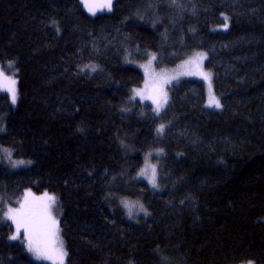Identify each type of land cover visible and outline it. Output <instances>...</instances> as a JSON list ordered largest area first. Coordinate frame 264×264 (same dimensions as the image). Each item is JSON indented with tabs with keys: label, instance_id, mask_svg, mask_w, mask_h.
<instances>
[{
	"label": "trees",
	"instance_id": "16d2710c",
	"mask_svg": "<svg viewBox=\"0 0 264 264\" xmlns=\"http://www.w3.org/2000/svg\"><path fill=\"white\" fill-rule=\"evenodd\" d=\"M195 51L222 107L195 78L159 115L130 100L138 63ZM0 66L18 69L16 104L0 90V197H57L65 264H264V0H113L95 16L80 0H0ZM149 152L158 190L138 178ZM11 231L0 222V264H47Z\"/></svg>",
	"mask_w": 264,
	"mask_h": 264
},
{
	"label": "snow or ice",
	"instance_id": "6c2138e0",
	"mask_svg": "<svg viewBox=\"0 0 264 264\" xmlns=\"http://www.w3.org/2000/svg\"><path fill=\"white\" fill-rule=\"evenodd\" d=\"M89 13L93 16L96 15L97 11H102L107 9L112 11L113 0H102V2L97 6L96 3L91 2V0H80ZM173 3L176 0H172ZM224 28L227 29L228 17L224 18ZM53 24L56 22L53 21ZM59 31V28H57ZM206 58L205 53H196L193 58L185 61L184 65L179 66L185 71L178 74H169L163 70L156 73L153 69V61L157 59L155 54H150V59L147 64L141 65L145 70L146 76L151 80V92L146 94L145 90L136 89L134 90L136 96H140L141 99H149L153 104L156 105L154 111L159 115L161 108L167 103L168 96L167 92L164 90V85L170 84L172 80L179 79V75H199L202 79L208 81L209 83V107L220 108L219 99L212 93L211 86V73L203 71L202 61ZM7 69H14V62L8 61L6 65ZM84 68H89L91 71H96L95 65H85L81 68V72ZM195 70H192V69ZM18 69L13 70L10 74L6 73L5 67L0 66V90L6 91L10 95L11 104H16L18 98L17 84L18 80L16 78ZM135 99V96L133 97ZM165 126H161L157 129L158 133H163ZM3 131V128H0ZM5 156L11 159V150L8 148H0ZM163 151L162 149L160 150ZM151 153L145 157V167L140 170L139 176L148 179L149 183L153 187H158L157 184V168L156 165L149 163ZM31 161L17 160L12 161L13 167H19L21 165L30 164ZM57 197L55 195H50L49 193H44L42 196H35L33 193L26 192L22 199L17 201L18 206L12 207L8 205L6 210L0 207V222H11V234L8 236L9 240L16 241L22 240L25 242L28 251L32 252L37 259L51 261V264H65V258L67 257V252L64 248L63 240L60 237L59 223L56 217L53 215V208L56 205ZM125 207L129 208V216L131 218V208L135 204H130L127 201H122ZM138 204L139 202H135ZM6 204L5 198L0 197V205ZM140 211H144L146 214V209L142 204H139ZM246 264H254V261H247Z\"/></svg>",
	"mask_w": 264,
	"mask_h": 264
},
{
	"label": "rangeland",
	"instance_id": "374dc122",
	"mask_svg": "<svg viewBox=\"0 0 264 264\" xmlns=\"http://www.w3.org/2000/svg\"><path fill=\"white\" fill-rule=\"evenodd\" d=\"M91 2L96 3L97 6H99V4L102 2V0H91ZM104 10H107V9H104ZM107 11H108V10H107ZM196 53H204V52H202V51H195V52H193V53H192L187 59L183 60L182 62H180V63L177 64L176 66H171V67L157 68V67L155 66V64H154V61H153V69L155 70L156 73L161 72V70H163V71H165V72H167V73H169V74H178V73H181V72L185 71L186 69H184V68H182V67H179V66L184 65L185 61H188V60H190L191 58H193L194 55H195ZM149 59H150V58H149ZM149 59H148V60H149ZM148 60H145V61H143V62L137 64V67L141 70V72H142L143 75H144V81H143V83H142V85H141L140 87L134 89V90H136V89L145 90L146 94H149V93L151 92V87H152V85H151V80H150V78H149L148 76H146V74H145V70H144V68L141 67V65H145V64H147ZM204 62H205V59H203V61L201 62V63H202L203 71L211 73L210 71H208V70L204 67ZM192 70H195V69L193 68ZM9 72H10V71H9ZM10 73H11V72H10ZM10 73H9V74H10ZM185 78H195V79H199V80H201V81L204 83V85H205V89H206V106L209 107V106H208V102H209V83H208V81L202 79L199 75H179V79H185ZM179 79H177V80H179ZM177 80H172V82H171L170 84H166V85H164V90L167 92V91H168V87H169L173 82H175V81H177ZM211 86H212V93L218 98L217 94L215 93V91H214V89H213V84H212V74H211ZM134 90H133L132 97L135 96V99L139 100L140 102H143V103H145V102H146V103H150L151 106H153V108L155 109L156 105L153 104L151 100H149V99H141L140 96H136V95H135ZM167 96H168V92H167ZM218 99H219V98H218ZM219 101H220V100H219ZM163 107H164V106H163ZM163 107H162V108H163ZM162 108H161V109H162ZM209 108H212V109H219V108H216V107H209ZM150 153H151V157H150L149 163L156 165L157 163L153 160V157L155 156V152H149L148 154H150ZM148 154H147L146 156H148ZM146 156H145V157H146ZM0 157H2V159H6V160L9 159V158H7V157L5 156V154H4L2 151L0 152ZM12 167H13V166H12ZM144 167H145V160H144V163H143L142 168H144ZM142 168H141V169H142ZM156 168H157V165H156ZM141 169H140V170H141ZM139 173H140V171H139ZM138 178L141 179V180H144L145 182H147L148 185H150L152 188H154V189H156V190L159 189V186H158V187H153L152 184L149 183L148 179L139 176V174H138ZM157 178H158V169H157ZM29 191H30L31 193H33L35 196H42V195H43V194H36V193L32 192L31 190H28V189H27V190H25V191L23 192V194L21 195V197H19L18 200L22 199L23 196H24V194H25L26 192H29ZM135 202H139V203L136 204ZM129 203H130V204H135V206H133V207L131 208V212H132L133 214L137 215V214H141V213L144 212V211H140V209H139V204H141L140 201H129ZM17 206H18V204H15V205L12 206V207H17ZM6 207H7V206H3V208H4L5 210H6ZM128 209H129V208H128ZM53 215L56 217V219H57V221H58V213L55 211L54 208H53ZM60 237H61V234H60ZM61 239H62V238H61ZM64 247H65V245H64ZM31 253H32V252H31ZM32 254H33V253H32ZM33 256H34V254H33ZM34 257H35V256H34ZM38 260H39V261H42V262H44V263H47V264H51V261L40 260V259H38ZM65 261H66V259H65Z\"/></svg>",
	"mask_w": 264,
	"mask_h": 264
},
{
	"label": "bare ground",
	"instance_id": "6f19581e",
	"mask_svg": "<svg viewBox=\"0 0 264 264\" xmlns=\"http://www.w3.org/2000/svg\"><path fill=\"white\" fill-rule=\"evenodd\" d=\"M170 1V0H169ZM183 61V60H182ZM182 61H179L177 64H179L180 62H182ZM177 64H175L174 66H176ZM132 94H133V92L131 93V99L130 100H133V101H139V100H137V99H133V97H132ZM2 122L0 123V126H2ZM0 128H2V127H0ZM1 132V131H0ZM17 201H18V199H15V200H13L11 203H7V201H6V204H4V205H2V207L3 206H8V205H10V206H14L15 204H17Z\"/></svg>",
	"mask_w": 264,
	"mask_h": 264
}]
</instances>
